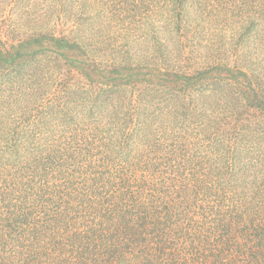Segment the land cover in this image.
Segmentation results:
<instances>
[{
    "label": "trees",
    "instance_id": "1",
    "mask_svg": "<svg viewBox=\"0 0 264 264\" xmlns=\"http://www.w3.org/2000/svg\"><path fill=\"white\" fill-rule=\"evenodd\" d=\"M1 4L0 264H264V0Z\"/></svg>",
    "mask_w": 264,
    "mask_h": 264
},
{
    "label": "rangeland",
    "instance_id": "2",
    "mask_svg": "<svg viewBox=\"0 0 264 264\" xmlns=\"http://www.w3.org/2000/svg\"><path fill=\"white\" fill-rule=\"evenodd\" d=\"M4 6V4H3ZM3 6L2 4L0 5V24L4 25L5 29L7 30H13L12 27L14 26L15 24V21H9L7 23V25L1 20L2 17H4V15H6L7 13H4L3 12ZM2 14V15H1ZM186 18L188 19V14L186 13ZM151 21L152 20H148L145 24H139L138 28H137V32L141 33V34H144L147 36L148 40L147 42L143 44V40L142 38L144 37H141V38H137V46H138V50H145V51H150V46H154V43L156 41V38L153 37L152 35L154 34H157L159 36H165V38H169L170 35L168 33H162V32H157V28H155V30L153 31V25L151 24ZM220 25V24H219ZM148 31V32H147ZM147 32V34H146ZM157 32V33H156ZM134 32L133 31H130V34H133ZM132 37V35H131ZM244 38V37H243ZM133 38H130V40H132ZM244 42H241L243 43V47L244 48H247V50L243 53V58H244V55L247 54V59H249L248 57H252V56H256L258 54H262V45H263V38H262V32L258 33L256 31H254L253 33H251L249 35V37L247 36L246 39L244 38ZM246 59V58H245ZM199 104H202V102H197ZM206 105V104H205ZM211 107L214 108L213 105H211Z\"/></svg>",
    "mask_w": 264,
    "mask_h": 264
}]
</instances>
